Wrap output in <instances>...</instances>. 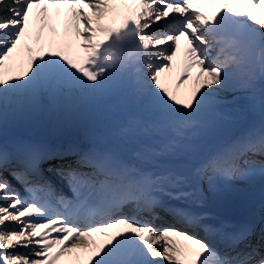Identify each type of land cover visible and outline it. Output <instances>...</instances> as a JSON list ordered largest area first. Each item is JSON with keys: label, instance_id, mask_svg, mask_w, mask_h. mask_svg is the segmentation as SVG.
Instances as JSON below:
<instances>
[{"label": "snow or ice", "instance_id": "1", "mask_svg": "<svg viewBox=\"0 0 264 264\" xmlns=\"http://www.w3.org/2000/svg\"><path fill=\"white\" fill-rule=\"evenodd\" d=\"M213 3L219 6L208 11ZM181 38L183 66L170 88L161 76L171 72ZM257 66L264 85V0H0V126L9 111L39 98L86 101L130 79L143 113L121 135L162 137L145 150L154 159L189 155L199 114L226 102L221 93L233 76L253 85ZM192 69L194 86L182 89ZM39 153L26 146L11 162L27 193L21 196L3 178L10 161L0 139V264H73L83 254L86 264H264V228L253 243L252 224L222 225L202 239L137 219L160 206L157 189L181 191V173L133 170L110 149L93 151L56 169L74 193L68 199L39 172ZM191 175L206 178L212 191L221 178L264 180V120L208 154ZM95 234L106 239L97 244Z\"/></svg>", "mask_w": 264, "mask_h": 264}, {"label": "rangeland", "instance_id": "2", "mask_svg": "<svg viewBox=\"0 0 264 264\" xmlns=\"http://www.w3.org/2000/svg\"><path fill=\"white\" fill-rule=\"evenodd\" d=\"M214 5H217L216 7L219 6L213 3L207 10H214L216 8ZM122 10L123 9H121V11ZM62 20L63 12L61 13L60 19L54 23L59 25V22H62ZM157 27L153 30L157 31ZM181 69L182 65H179L175 76H170L169 73L162 74V83L170 88H175V81ZM193 70L195 69H192V71ZM194 78L195 76H191L189 82L186 81V83L182 85V89L194 86ZM262 95L264 94L259 83H255L254 81V84L250 86L241 76H233L228 87L221 93V97L226 102L216 108L203 110L199 114L201 127L194 134V142L197 146L196 151L192 154L175 158L164 157L154 159L151 153L145 150L155 148V146L161 142L162 137L146 136L140 132H135L129 136H123L121 135V129L126 127L127 124H125V126H117L112 117L104 119L108 124H105L103 128H97V125L92 128L83 124L85 129L78 132H71L74 124L77 122L76 118L91 117L101 111H106L107 113H113L115 109L121 110L123 113L127 111L129 114L126 113V118H130V123L133 119L140 120L142 118L143 109L135 94L130 79H125L111 92L97 93L94 98L86 101L66 98L53 102L51 99L39 98L35 103L29 102L15 113L9 111L3 125L0 126V139H2L8 152L15 153L17 150L16 146L10 147L8 141L16 143L18 140L25 141L26 139L28 140V138H33L34 140L40 138L46 139L50 136L49 138L52 139V143L62 146L65 145L70 148L67 152L56 153L54 158L49 159L48 162L52 163H48V166L58 169L68 164L78 163L81 157L87 155L89 152L105 149H110L113 152L117 151L119 154L123 155L122 158L124 163L129 165L133 170H143L156 174L176 171L177 173L185 175L187 181L180 186V192L173 191V187L175 186H169L163 187L162 194L183 208L187 206L192 208L191 211L200 215L198 220H210V218L219 216H221V218L235 217V213H237L236 215L238 217H243L245 219L246 217H253L255 215V210L257 208L256 203H254L255 200L250 203L251 206H246L244 208L245 210L235 212V205L239 204L236 202V199L237 197H242V199L245 197L252 198L259 193L264 194V180H261L259 175L250 179L238 178L231 182H227L221 178L216 180V190L212 191L209 190L207 179L197 180L191 175V169L208 154L223 146V143L229 142L234 136L242 133L237 129V123L239 118L243 116L248 109H253L257 113L259 123L264 120V111H262L261 108ZM84 143L90 145L88 150L83 148ZM31 144L32 146H35V144L39 145L34 142ZM49 145L50 144L47 143L46 149H50ZM75 149L78 151H75ZM66 156L67 158H64ZM117 157L120 156L117 155ZM254 159L258 160L260 158L257 157ZM13 166L14 165L3 171V178L9 182L13 190L19 192L21 196H26L27 193L25 192L24 185L10 174ZM82 170H88L86 165H82ZM46 175L59 186L63 187L64 184V187L66 186L69 190L67 185L68 180L62 175L54 171ZM60 195L64 194L61 193ZM180 196H184L185 198L181 199ZM242 202L248 203L246 201ZM230 206L234 211L226 214L225 209ZM155 215L160 220L159 228L161 229L168 225H174L198 238L203 239L206 237L203 233V229L190 225L185 221H183L184 223H182V221H176L168 224L166 218H169V215L161 209L154 212V214L142 213L137 219H147ZM211 220L216 222V226L218 225V221L214 219ZM141 221L143 222L144 220ZM227 226H229L227 230H234V226H232L231 223L227 224ZM109 231L111 233L116 231V229ZM94 239L97 244H99L102 243L106 237L95 234ZM176 239L181 244H190V242L187 241H180L179 238ZM21 251H23V249H21ZM87 255L88 254H83L80 260H75L74 258L73 264H86Z\"/></svg>", "mask_w": 264, "mask_h": 264}, {"label": "bare ground", "instance_id": "3", "mask_svg": "<svg viewBox=\"0 0 264 264\" xmlns=\"http://www.w3.org/2000/svg\"><path fill=\"white\" fill-rule=\"evenodd\" d=\"M54 18H55V17H54ZM55 21H57L56 18L54 19V22H55ZM169 23H170V21H169ZM164 27H167V25H164ZM160 30H163V28L160 27V26H158V30H157V31H160ZM185 47H186V41H185V39L183 38V39L180 40V50H179V52H178L179 55H178V57L173 61V67H172V69H171V72L169 73L170 76H175V73L177 72V70H178V66H179V65H182V66H183L182 55H183V52H184ZM195 74H196V69L192 71V76H195ZM190 78H191V77H190ZM190 78L187 80L188 82H189ZM255 83H259V84L261 85V90L263 91V94H264V85H262L260 79H257V80L255 81ZM28 142H34V139H33V138H28V141H22V140H20V141H18V143H17V142H16V143H13V142H11V141H8V145H9L10 147H15V146H16V148H17V146H18L17 151H20V149H23V148H25L26 146H30ZM43 162H46V161H43ZM41 165H42V164H41ZM53 183H54V182H53ZM67 184H68V186L70 187L69 181L67 182ZM53 188H54L55 190L58 189V186H57L56 183H54V187H53ZM66 189H67L66 186H65V188H62V187L60 188V190H63V191H66ZM67 191H68V190H67ZM57 193L59 194L60 191H57ZM56 196H60V195H56ZM73 196H74V193H73L72 189L69 188V199H72ZM261 198H262V197L259 196V195H255V196H254V199H257V200H259V199H261ZM259 201H262V200H259ZM250 203H251V200L249 199L248 203H239V204H237L236 207H235V209H236V211H242V210H244V208H245L246 206L250 205ZM232 210H233V208L230 206V207H228V208L225 209V213H226V214H229ZM229 218H230V217H229ZM229 218H228V219H229ZM258 221H259V223H261L263 220L261 219V220H258ZM258 221H257V222H258ZM219 222H220V223H225L226 221H225L224 219H221V218H220ZM262 228H264V225H263ZM260 231H261V230L258 228V229L255 230V233L258 234ZM250 240H251V239H250ZM253 240H254V239H253ZM253 240H251V241L253 242ZM246 242H247V241H245V243H246ZM253 243H255V242H253Z\"/></svg>", "mask_w": 264, "mask_h": 264}]
</instances>
